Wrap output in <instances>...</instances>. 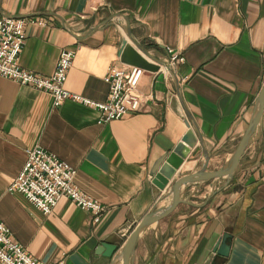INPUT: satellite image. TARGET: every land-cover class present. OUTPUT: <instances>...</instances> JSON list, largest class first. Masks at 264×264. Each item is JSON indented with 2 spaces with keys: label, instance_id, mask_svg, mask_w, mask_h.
Returning <instances> with one entry per match:
<instances>
[{
  "label": "crops",
  "instance_id": "obj_1",
  "mask_svg": "<svg viewBox=\"0 0 264 264\" xmlns=\"http://www.w3.org/2000/svg\"><path fill=\"white\" fill-rule=\"evenodd\" d=\"M0 14L22 19L19 66L45 76L71 49L62 86L92 100L106 94L107 69L127 63L124 44L157 66L136 82L138 110L100 122L93 106L53 104L0 76V221L11 239L43 264H121L128 230L168 204L174 178L231 155L264 78V0H0ZM187 127L195 140L160 189L148 167ZM31 146L74 168L72 185L105 206L96 221L66 196L43 212L7 188ZM177 197L137 231L130 264H264V100L231 173L181 182ZM100 241L115 243L109 256L94 251ZM216 242L224 255L211 253Z\"/></svg>",
  "mask_w": 264,
  "mask_h": 264
},
{
  "label": "built area",
  "instance_id": "obj_2",
  "mask_svg": "<svg viewBox=\"0 0 264 264\" xmlns=\"http://www.w3.org/2000/svg\"><path fill=\"white\" fill-rule=\"evenodd\" d=\"M22 19L0 14V76L9 77L19 83L29 84L51 94L57 104L63 98H71L95 107L97 121L119 118L139 109L141 93L136 82L143 67L126 63L110 66L105 78L107 90L102 100H92L62 86L67 67L72 57L71 49H60L52 71L45 76L34 74L16 63L18 50L23 42ZM181 56L173 53L169 62ZM25 157L20 169L9 181L7 188L21 192L33 205L43 212L50 210L59 196H66L77 206L93 212L96 221L105 206L85 196L72 185L74 168L39 146L24 149ZM0 262L2 264H43L30 256L11 239L8 228L0 221ZM54 264H62L60 258Z\"/></svg>",
  "mask_w": 264,
  "mask_h": 264
},
{
  "label": "water",
  "instance_id": "obj_3",
  "mask_svg": "<svg viewBox=\"0 0 264 264\" xmlns=\"http://www.w3.org/2000/svg\"><path fill=\"white\" fill-rule=\"evenodd\" d=\"M120 60L139 65L146 69L154 70L156 69V64L150 63L145 60L140 54H138L133 48L124 44L119 51ZM264 100V78L259 86V89L255 96L254 108L252 114L243 130L239 136L235 147L229 156L226 163L214 169L204 170L200 167L192 172L183 173L172 180L170 183V193L171 198L168 204L161 207H152L146 210L134 223V225L128 230L126 236L124 237L120 247L117 250V254L120 257L121 264H130V255L135 240L137 231L150 221L165 214L177 201V187L181 182L191 181L196 179L210 178L214 176L225 175L228 176L235 166V163L243 149L245 141L253 129L257 119L260 115ZM195 140L189 127L183 132L180 140L176 142L172 148L167 152H162L159 154L153 162L148 167V173L150 175V181L158 188H163L167 178L171 176L175 167L181 161V157L186 153L187 147L193 143ZM115 249V243L100 241L96 246L94 251L99 252L103 255L109 256L111 252ZM216 252L217 254L224 255L226 253V244H219L216 242L211 248V253ZM210 256L205 260L204 264H208Z\"/></svg>",
  "mask_w": 264,
  "mask_h": 264
},
{
  "label": "bare ground",
  "instance_id": "obj_4",
  "mask_svg": "<svg viewBox=\"0 0 264 264\" xmlns=\"http://www.w3.org/2000/svg\"><path fill=\"white\" fill-rule=\"evenodd\" d=\"M119 260H120V258H119ZM117 262V261H116ZM120 262V261H119ZM114 263V262H113Z\"/></svg>",
  "mask_w": 264,
  "mask_h": 264
}]
</instances>
